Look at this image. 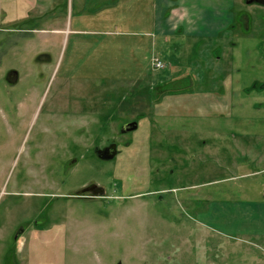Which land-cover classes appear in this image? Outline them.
Returning <instances> with one entry per match:
<instances>
[{"label": "rangeland", "instance_id": "rangeland-1", "mask_svg": "<svg viewBox=\"0 0 264 264\" xmlns=\"http://www.w3.org/2000/svg\"><path fill=\"white\" fill-rule=\"evenodd\" d=\"M51 134L56 166L30 171ZM92 183L104 196L69 197ZM16 263L264 264L263 5L0 0V264Z\"/></svg>", "mask_w": 264, "mask_h": 264}, {"label": "flooded vegetation", "instance_id": "flooded-vegetation-1", "mask_svg": "<svg viewBox=\"0 0 264 264\" xmlns=\"http://www.w3.org/2000/svg\"><path fill=\"white\" fill-rule=\"evenodd\" d=\"M258 4L259 3L257 1H254L252 4H247V5H258ZM259 5H262V4H259ZM238 20L240 22V25L243 27V29L247 31L248 30V27L247 26H248V23H249V19L246 16H244L243 13H240V15L238 17ZM38 60H40V61L46 60L47 61L46 58L44 59V58H41V57L40 58H37L36 61L38 62ZM14 74H15V71H14V73L11 72V76H13ZM9 78H11V77L9 76ZM253 88H255V87H253ZM252 92L253 91L248 92V93H252ZM53 113L54 112H52V114L50 113L51 116L54 115ZM50 114H49V116H50ZM52 123H53L52 122V118L50 117V124H52ZM51 129L54 130L53 127H51ZM129 133H131V132H129ZM126 134H128V133H126ZM43 136H47V135L43 133ZM48 136H50V138H48V139L45 138V137H41L40 138L39 143L37 145V150H36L37 153L38 152L39 153H43V155H44V152L47 150V146H49L48 151L50 152V154H51V152H54L55 151L54 150L55 149V145H56V143H55V140L56 139L54 137L55 135L54 134H51V135H48ZM112 144H116V143H112ZM116 145H117V149H118V144H116ZM106 150H107V148L105 149V151L103 153H100V154L102 156H105L106 155L105 154L106 153ZM118 153H119V150H118ZM43 155L42 156L35 155L33 157V160L31 161L30 167H29V163H28V165L26 166V168L29 169L30 171L40 170V169H44V170H50V169H52L53 170L54 167L56 166V164H54V162H50V161H52L51 157H52L53 154L50 155L48 164L46 163L45 158H42ZM67 168H68V166H67ZM104 193L105 192H104V189L103 188L97 186L95 183H92V184H89V185L84 186L83 188H81L78 191H75L69 197L70 198H77V199L98 198V197L104 196V195H102ZM18 231L21 232L20 234H22L25 231V228L24 227H19ZM17 238H18V235H17Z\"/></svg>", "mask_w": 264, "mask_h": 264}, {"label": "water", "instance_id": "water-1", "mask_svg": "<svg viewBox=\"0 0 264 264\" xmlns=\"http://www.w3.org/2000/svg\"><path fill=\"white\" fill-rule=\"evenodd\" d=\"M254 1H257L259 4H262L264 5V0H246V3L247 4H252ZM15 74H17L15 72ZM138 129V122H131V123H128V124H125L123 127H122V132L123 133H129V132H133L135 130ZM106 155L105 156H100L104 159H107V160H113L117 154H118V149H117V145L116 144H112L109 148H107L106 150ZM21 232H19L20 234Z\"/></svg>", "mask_w": 264, "mask_h": 264}, {"label": "built area", "instance_id": "built-area-1", "mask_svg": "<svg viewBox=\"0 0 264 264\" xmlns=\"http://www.w3.org/2000/svg\"><path fill=\"white\" fill-rule=\"evenodd\" d=\"M153 65L156 66L157 69L164 67V64L160 60H157V59L153 62Z\"/></svg>", "mask_w": 264, "mask_h": 264}, {"label": "crops", "instance_id": "crops-1", "mask_svg": "<svg viewBox=\"0 0 264 264\" xmlns=\"http://www.w3.org/2000/svg\"><path fill=\"white\" fill-rule=\"evenodd\" d=\"M185 19H183L181 22H184ZM186 23V22H185ZM16 264H20V263H16Z\"/></svg>", "mask_w": 264, "mask_h": 264}]
</instances>
